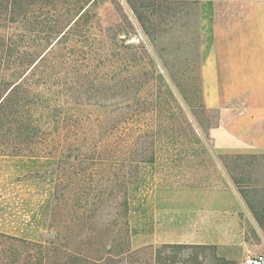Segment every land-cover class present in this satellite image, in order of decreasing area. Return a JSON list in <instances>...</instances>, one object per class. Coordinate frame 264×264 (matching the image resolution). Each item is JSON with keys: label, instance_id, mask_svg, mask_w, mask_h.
Here are the masks:
<instances>
[{"label": "trees", "instance_id": "1", "mask_svg": "<svg viewBox=\"0 0 264 264\" xmlns=\"http://www.w3.org/2000/svg\"><path fill=\"white\" fill-rule=\"evenodd\" d=\"M97 1L0 0V156L20 160L26 182L48 186L40 220L22 236L0 232V264H198L205 254L196 250H210L212 264H234L213 246L132 247L133 177L155 165L162 146L202 141L175 98V107L166 100L149 38L135 45L95 24ZM128 1L140 3L131 11L143 31L146 16L166 5L197 2ZM121 152L133 171L119 167ZM228 155L222 168L249 206Z\"/></svg>", "mask_w": 264, "mask_h": 264}, {"label": "rangeland", "instance_id": "2", "mask_svg": "<svg viewBox=\"0 0 264 264\" xmlns=\"http://www.w3.org/2000/svg\"><path fill=\"white\" fill-rule=\"evenodd\" d=\"M202 1L206 0H197L195 4L187 6L166 5L157 17L146 16L144 31L131 11V7H139L140 3L99 0L92 6L96 14L93 22L103 29H116L117 33L121 32L120 37L127 33V42L135 45L149 38L152 48L148 43L146 46L157 54L155 68L164 73L168 81L162 86L166 100L175 107L172 101L175 98L202 141L199 144L193 138H188L184 143L162 146L158 150L155 165L143 167L139 171V179L133 177L137 184L131 188V192L136 187L139 189L131 193L129 198L128 221L136 233L132 237L133 248L161 245L152 239L156 223L157 190L223 187L228 183L236 188L220 163V159L228 154L216 152L210 136V130L219 122L217 111H208L204 100L201 60L206 32L200 25L199 4ZM176 117L179 123L184 122L181 115L177 114ZM182 127L189 134V128L185 125ZM241 156L243 158L238 160L237 155L229 154L225 161L232 168L233 176L242 183L243 194L251 207L246 204L250 215L242 222L246 245L243 248H216L220 257L234 264H242L248 256L264 255V155L254 156L255 159L253 156ZM116 161L119 165L123 162L122 167L118 165L121 169L127 166L124 170L133 171L132 162L130 165L124 152L116 157ZM23 173L20 160L0 156V232L14 236H22L34 219L40 220L37 207L48 192L45 182H26L22 178ZM34 229L43 238L47 236L42 226ZM196 251L205 254L198 264H212L210 250Z\"/></svg>", "mask_w": 264, "mask_h": 264}, {"label": "crops", "instance_id": "3", "mask_svg": "<svg viewBox=\"0 0 264 264\" xmlns=\"http://www.w3.org/2000/svg\"><path fill=\"white\" fill-rule=\"evenodd\" d=\"M202 50L205 105L218 113L210 130L219 154L264 155V0H206ZM250 211L228 183L156 191L154 243L243 248Z\"/></svg>", "mask_w": 264, "mask_h": 264}, {"label": "built area", "instance_id": "4", "mask_svg": "<svg viewBox=\"0 0 264 264\" xmlns=\"http://www.w3.org/2000/svg\"><path fill=\"white\" fill-rule=\"evenodd\" d=\"M242 264H264V255H256L244 259Z\"/></svg>", "mask_w": 264, "mask_h": 264}]
</instances>
